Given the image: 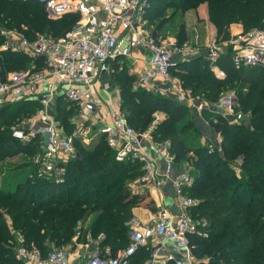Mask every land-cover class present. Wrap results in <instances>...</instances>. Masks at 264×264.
Here are the masks:
<instances>
[{
    "label": "trees",
    "instance_id": "trees-1",
    "mask_svg": "<svg viewBox=\"0 0 264 264\" xmlns=\"http://www.w3.org/2000/svg\"><path fill=\"white\" fill-rule=\"evenodd\" d=\"M163 1L168 6L174 3L148 0L145 14L149 26L158 28L168 19L165 16L162 21L154 20L168 7L159 5ZM204 1L218 33L235 22L245 28H264V0ZM77 17L68 13L51 19L32 0H0V23L29 38L36 33L59 36ZM202 58L191 57L171 69L183 88L212 99L237 79L251 83L246 92L231 86L236 89L238 109L243 111L250 106V127L232 124L236 121L230 123L221 117L208 122L220 135L223 153L217 148L210 151V143L198 140L199 130L196 134H184L193 128L192 120L180 118V111L187 110V106L149 90H133L134 77L123 69L113 74L120 87V110L125 122L136 131L148 127L155 111H164L166 116L153 128L151 139L169 141L175 164H191L187 170L193 181L184 190L195 200L190 216L196 231L189 242L198 264H264V66H233L227 47L216 60L225 74L219 78ZM29 61L23 53L0 54L3 73L26 68ZM253 71L259 76H254ZM26 105H31L28 111L36 107L35 102L24 100L0 107V119L6 118L0 121V162L22 156L19 162L0 166V264H23L14 255L18 245L42 252L49 249L50 243L67 245L95 212L88 226L90 239L100 235L99 242L110 255L126 247L130 241L128 221L132 208L151 202L146 190L134 189L135 180L126 181L144 172L141 163L115 160L114 151L99 137L89 146L78 144L81 157L67 160L64 182L56 184L38 178L32 163L34 142L20 143L10 134L14 119ZM67 114L62 115L64 121ZM234 156L240 158L244 168L241 177L234 172L230 160ZM12 230L21 236L20 242ZM144 257L148 258V253L141 249L129 264H143Z\"/></svg>",
    "mask_w": 264,
    "mask_h": 264
},
{
    "label": "built area",
    "instance_id": "built-area-1",
    "mask_svg": "<svg viewBox=\"0 0 264 264\" xmlns=\"http://www.w3.org/2000/svg\"><path fill=\"white\" fill-rule=\"evenodd\" d=\"M32 1L40 4L51 19L68 13L78 16L59 36L36 33L29 38L0 23V54L18 52L30 58L26 68L3 73L0 67V107L20 100L36 103L28 122L10 127L11 136L20 143L34 142L35 175L56 184L64 182L67 160L81 157L78 144L89 146L103 137L114 151L115 160L141 163L144 172L137 177L138 183L156 188L159 180L155 162L144 147L149 139L152 150L163 162L166 177L172 181L176 210L159 203L156 218L148 223L131 216L130 241L113 255L102 248L98 235L86 242L87 249L82 253L74 251L76 236L70 252L60 248L42 252L18 245L16 257L23 264H129L130 258L144 249L148 258L143 264H198L189 242L190 235L196 231L190 216L195 200L184 190L193 178L187 169L175 171L168 140L151 139V131L161 119L159 113H153L145 130L136 131L125 122L118 98L110 109L111 119L106 120L107 114H97L107 104L98 96L95 86L101 77L110 74L113 61L129 56L134 48L143 47L149 56L134 78L132 89L149 90L176 102L190 100V90L181 86L171 69L177 62L191 58L194 51L178 44L174 38L163 37L147 24L148 0ZM222 45L230 47L233 66H264V31L238 32L226 41H214L207 46L203 58L221 78L225 74L215 66L223 53ZM173 56H178V60H173ZM228 104L225 113L235 120L241 119L242 115L233 113L229 101ZM64 114H67L65 121ZM208 147L210 151L220 149L215 143Z\"/></svg>",
    "mask_w": 264,
    "mask_h": 264
},
{
    "label": "rangeland",
    "instance_id": "rangeland-1",
    "mask_svg": "<svg viewBox=\"0 0 264 264\" xmlns=\"http://www.w3.org/2000/svg\"><path fill=\"white\" fill-rule=\"evenodd\" d=\"M162 1V0H161ZM174 2L173 5L168 6L166 2L159 3V5H162L163 7H167L166 10L160 11L158 17H156L154 20H159L162 21L163 17L165 16L168 17V19L165 21H162V24L160 27L156 28L154 25L150 24L151 28H154L157 30L158 33H160L162 36L166 37H175V41L183 46H186L187 49L190 48V50H194L196 53H199L200 51L206 50L207 46H209L212 42L214 41H226L229 38L234 37V34L238 32H247L249 30H255L254 28L256 27H244L242 26L239 22L232 23L227 29H224L221 33L217 32V28L214 25V21L210 19L209 17V11H208V6L206 1L204 0H183V1H177V0H169ZM201 6H207L205 15L202 16L199 14V7ZM153 22V21H152ZM210 26L214 27V36L212 38H209L210 36ZM261 31H264V28H261ZM189 47V48H188ZM226 49L225 45H222V51ZM200 50V51H199ZM194 56V55H193ZM192 56V57H193ZM176 58V57H172ZM210 68V67H209ZM254 76H259L257 72H252ZM116 77V76H115ZM114 77V81L116 82V79ZM244 78V77H242ZM259 78V77H258ZM262 79H264V76H261ZM134 78H132L133 82ZM253 82V81H251ZM232 84V85H231ZM250 81H247L246 79H237L233 83H230L228 88H225L220 90L217 96H215L212 99H205L203 98V94H199L198 91H190V106H187V110H181L182 116L180 117L181 119H186L189 118L192 120L191 122L193 123V128L188 129L184 131V134L190 135V134H196L197 132L200 131V135L198 140L201 142H209V140H206L203 137V133L207 132L209 135L212 133L215 135L217 134L218 141L215 144H218L220 147V135L219 133H216L208 124L209 120L217 119L218 117H221L225 120H228V122H235L232 124H247L250 127V114H249V107L248 106L246 109L243 111H240L238 108V102H237V94H236V89L231 87V86H238L243 92H246L248 86H249ZM118 88V94L120 97V87L119 84H117ZM140 90V89H137ZM110 92H104V96L109 98ZM104 98V97H103ZM228 101L231 105V108L233 110V113H240L241 119L235 120L234 116L231 114H226V108L228 109ZM31 105H26L24 108L18 113V116L14 119V122L12 123L11 126H18L21 123L28 122L30 118L32 117V114L34 111H28ZM218 106H221L220 108ZM29 108V109H28ZM236 109V110H235ZM219 110V111H218ZM164 112V111H163ZM4 116L0 119L3 120ZM6 118H4V121ZM264 124V123H262ZM198 126V127H196ZM196 128V129H195ZM199 130V131H197ZM238 130V129H237ZM214 131V132H213ZM239 133L243 132V129L241 131H238ZM222 147V146H221ZM224 147V146H223ZM220 153H223L222 148L219 150ZM19 156L12 158V159H7L8 161H1V164H11L13 162H19L20 161ZM230 160H232V166L234 167V172L238 175V177H241V175L244 174L243 170L244 168L241 166V161L240 158L234 156L233 158L231 157ZM191 166V164L188 163H182V167L184 169H188ZM1 171V170H0ZM136 180V177L134 179H126L127 182L132 183ZM136 189V187H134ZM148 193V192H147ZM149 194V193H148ZM146 199V198H145ZM96 214L92 213L91 218H88L85 223L82 225V229H80L77 234L71 238L69 243L64 246H55L53 243L49 244V249L50 248H60L67 250L68 252L72 251L71 248L75 244L74 238L76 236L78 239L76 241L86 243L88 239H90V235L87 234L88 232V226L90 224V219L93 218V216ZM78 230V229H77ZM12 233L14 234V237L20 242L21 241V236L18 235L17 233H14L12 230ZM71 242V243H70ZM102 248H106L105 245H102ZM37 249V248H36ZM108 250V248L106 249ZM16 251V248L14 249ZM16 253L14 252V255ZM146 257L143 258V260ZM140 259V258H139Z\"/></svg>",
    "mask_w": 264,
    "mask_h": 264
},
{
    "label": "crops",
    "instance_id": "crops-1",
    "mask_svg": "<svg viewBox=\"0 0 264 264\" xmlns=\"http://www.w3.org/2000/svg\"><path fill=\"white\" fill-rule=\"evenodd\" d=\"M206 9H207V6L199 7V14L204 16ZM209 29L211 32L209 35L210 36L209 38H212V36H214V27L210 26ZM171 38L175 39L174 36H172ZM204 51H200L199 53H196L194 51L193 55L194 56H203ZM148 56H149V51L147 49H145L143 47H138V48H134L129 56L118 57L117 60H115L111 63V70L112 71L110 72V74H108L107 76L101 77L99 82H97L95 84L98 96L102 100H104L107 104V105H102L100 110L97 112V114H99V113L107 114V115H105V119L106 120L111 119V117L109 115L110 109L113 108L112 106H115V104H114L115 99H118V98L120 99L119 94L116 91V88H118V86L114 81L113 74L118 72V70L123 69L126 74H130L134 78H136V76L140 72L141 68L145 65V62H146ZM173 57H176V58H173V60H178V56H173ZM188 59H190V58H188ZM202 59H205V58H202ZM215 68L218 71L224 72L217 64H216ZM210 70L213 72V74L216 77L221 78L220 76L217 75V72H215V70L213 68H210ZM156 83L158 84L159 87L162 86L161 82L156 81ZM106 91L110 92L109 98L104 96V92H106ZM177 103H182L185 106H190L189 100H185L183 102H177ZM155 112L159 113L161 119H163L166 116L163 111H155ZM150 137H151V134H150ZM203 137L206 140H209L210 143H217L218 138H219L217 136V134L214 135L212 133L211 135H209L208 131L203 133ZM150 143H151V141L148 139L145 142L144 147H145L146 153L155 162V168L157 171V178L159 180V184L155 188L152 185H139V184H137L138 183L137 180H135L134 187L139 188V191L140 190H146L149 193V197H150L151 202L149 203V205H136L132 208V211H131L132 216H136L137 218H139V220L141 222H145V223H148L151 220L156 218L159 203L164 204L171 211L176 210V200H175V195H174V188L172 186V181L170 178L166 177L165 172H164L163 162L159 158V156L152 150ZM4 161H8V160L6 159ZM182 170H185L182 167V164H176V170L175 171L180 172ZM91 217L92 216L90 215L89 218H91ZM91 220L92 219H90V221ZM86 249H87L86 243L77 242V244L75 245L74 251L76 250L79 253H82Z\"/></svg>",
    "mask_w": 264,
    "mask_h": 264
}]
</instances>
